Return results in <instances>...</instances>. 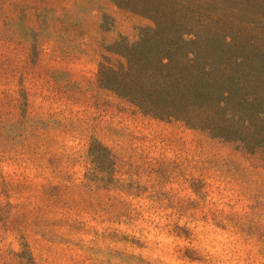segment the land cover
<instances>
[{
    "label": "rangeland",
    "instance_id": "rangeland-1",
    "mask_svg": "<svg viewBox=\"0 0 264 264\" xmlns=\"http://www.w3.org/2000/svg\"><path fill=\"white\" fill-rule=\"evenodd\" d=\"M152 25L113 0H0V264H264V149L99 83Z\"/></svg>",
    "mask_w": 264,
    "mask_h": 264
},
{
    "label": "trees",
    "instance_id": "trees-1",
    "mask_svg": "<svg viewBox=\"0 0 264 264\" xmlns=\"http://www.w3.org/2000/svg\"><path fill=\"white\" fill-rule=\"evenodd\" d=\"M113 1L153 25L109 48L98 67L103 88L147 115L264 149V42L248 33L264 26L263 11L244 24L226 0ZM233 1L240 11L264 7V0Z\"/></svg>",
    "mask_w": 264,
    "mask_h": 264
}]
</instances>
